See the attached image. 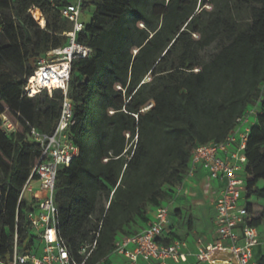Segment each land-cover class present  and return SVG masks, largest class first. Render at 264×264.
Wrapping results in <instances>:
<instances>
[{"label": "trees", "instance_id": "1", "mask_svg": "<svg viewBox=\"0 0 264 264\" xmlns=\"http://www.w3.org/2000/svg\"><path fill=\"white\" fill-rule=\"evenodd\" d=\"M252 1L259 5L252 23L237 31L221 18L213 26L199 22L212 0H85L92 19L78 40L93 52L74 61L70 82V138L79 153L59 170L56 185L58 233L78 262L85 258L81 247L95 241L93 232L99 236L85 264L100 263L119 237L137 233L133 225L147 223L154 208L175 198L193 149L224 140L236 118L258 102L245 151L244 198L249 224L264 225V0ZM68 3L0 0V11L13 14L0 18V264L12 260L16 234L22 253L37 239L27 218L32 205L19 200L41 157L29 135L41 122L53 131L62 95L43 90L34 97L46 94V100L38 103L24 87L38 67L31 64L66 44L70 25L59 12ZM32 6L42 11L45 28L28 11ZM224 24L230 42L212 61L187 57L188 36L211 27L203 49ZM98 206L100 217L87 230ZM173 239L164 233L159 240Z\"/></svg>", "mask_w": 264, "mask_h": 264}, {"label": "built area", "instance_id": "2", "mask_svg": "<svg viewBox=\"0 0 264 264\" xmlns=\"http://www.w3.org/2000/svg\"><path fill=\"white\" fill-rule=\"evenodd\" d=\"M85 0H69L60 8V15L70 24V29L63 35L66 44L47 52L50 61L39 63L24 87V94L34 97L43 90L50 96L54 91L62 95L61 111L57 124L52 132H40L32 128L29 138L40 144L41 157L33 167L20 193L19 200L25 199L32 205L27 218L31 228L36 232L37 239L45 243L43 254L39 256L34 249L22 253L19 250L17 234L14 241L13 258L8 264H85L89 253L87 249L95 248V241L81 247L79 254L85 255L82 262L74 259L64 239L58 233L59 209L56 203V185L59 170L69 167L78 155L79 149L70 138V131L75 124L74 109L70 99V82L72 65L76 59H87L92 55V48L80 42L78 36L86 29L81 21L85 12ZM37 23L45 28L46 19L36 6L28 10ZM40 13L44 19L41 24L35 16ZM264 89V86H263ZM259 102L250 106L246 112L238 116L234 127L222 141H211L196 146L190 157L188 176L194 175L199 169L206 171L210 179L221 185L220 193L214 201L215 217L213 222V239L205 241L201 237L193 239L195 250L191 249L188 239L176 238L170 243L159 239L169 224L171 216L170 203L156 207L152 211L147 225L135 234L119 237L115 241L113 253L127 259L130 264H183L191 259L199 263L232 264L228 260L217 262V255L229 256L236 264H251L254 249L261 245L259 229L250 225L251 215L245 206L246 179L241 176L247 157L245 151L254 124ZM9 129L13 130L11 124ZM34 183L38 186L35 187Z\"/></svg>", "mask_w": 264, "mask_h": 264}, {"label": "crops", "instance_id": "3", "mask_svg": "<svg viewBox=\"0 0 264 264\" xmlns=\"http://www.w3.org/2000/svg\"><path fill=\"white\" fill-rule=\"evenodd\" d=\"M240 174L242 177H245V168ZM220 189L221 185L210 179L208 173L201 169H199L194 175L186 177L183 183L176 187L175 198L170 201V206H175V209H178L179 211L175 215H172L171 213L169 224L164 233L174 239H188L191 243V249L193 250H195V247L192 241L196 237H201L205 241H211L213 239V222L215 217L214 201L219 195ZM152 211L150 212L149 217L152 215ZM182 217H188L189 220H192V223H190V227H185L184 230L179 232L174 226L177 220ZM146 225L147 223L136 224L131 227V230L140 231ZM259 232L261 240L264 241V225L259 229ZM44 247L45 243L43 241L36 240L33 249L39 256H41ZM263 254L264 251L262 246H256L254 249V259L251 264H260V258ZM98 264H130V262L112 252ZM140 264H143V262L140 261ZM169 264L175 263L169 262ZM183 264L208 263H199L194 259H191Z\"/></svg>", "mask_w": 264, "mask_h": 264}, {"label": "rangeland", "instance_id": "4", "mask_svg": "<svg viewBox=\"0 0 264 264\" xmlns=\"http://www.w3.org/2000/svg\"><path fill=\"white\" fill-rule=\"evenodd\" d=\"M258 8L259 5L253 2L252 0L251 2L248 3L245 0H212V7L211 8L207 7V10L201 13L199 22L204 26L206 25L213 26V24L217 21L216 19L221 18L228 21V25L233 26L235 29H237V31H245L249 28L250 24L252 23L255 12L257 11ZM93 9L94 7L91 6L90 10ZM3 15L13 16L12 12L10 11H0V18ZM91 19H92V11L85 10V12H83V14L81 15V21L88 24L91 21ZM227 27H228L227 24L222 25L219 30L218 38L209 46L203 49H200L199 47L200 42L212 31L211 27L205 31H202L201 34H192L188 36L186 40L187 43L190 45V51H189L190 54L187 55V57H189L190 60L194 61L195 63H199V64H206L212 61L213 58L230 42L229 33L228 30L226 29ZM51 58L52 57H50L47 53L42 54L39 57V59H37L31 65L38 66L41 61L43 60L50 61ZM182 59H183V47L179 46L175 54V61L179 63ZM33 99L35 102L44 103L46 100V94H40L34 97ZM5 125L7 128H9L7 124ZM37 129L40 132L50 133L49 127L44 122H41V124ZM34 185L35 187L38 186L37 183H34ZM170 208L172 215L177 214V212L179 211L178 209H175V206L173 205H171ZM99 217H100V212L98 206L96 212L93 214L91 218V223H89L87 230L94 227ZM190 223H192V220H189L188 217L186 218L182 217L179 220H177L174 227L177 228V231L179 230L180 232L184 230L185 227H190Z\"/></svg>", "mask_w": 264, "mask_h": 264}, {"label": "water", "instance_id": "5", "mask_svg": "<svg viewBox=\"0 0 264 264\" xmlns=\"http://www.w3.org/2000/svg\"><path fill=\"white\" fill-rule=\"evenodd\" d=\"M232 257H233L232 254H230L229 256L217 255L214 257V260H216L217 262H221L223 260H228L230 263L236 264V261Z\"/></svg>", "mask_w": 264, "mask_h": 264}, {"label": "bare ground", "instance_id": "6", "mask_svg": "<svg viewBox=\"0 0 264 264\" xmlns=\"http://www.w3.org/2000/svg\"><path fill=\"white\" fill-rule=\"evenodd\" d=\"M35 16L41 24L44 23V19L41 17L40 13H35Z\"/></svg>", "mask_w": 264, "mask_h": 264}]
</instances>
